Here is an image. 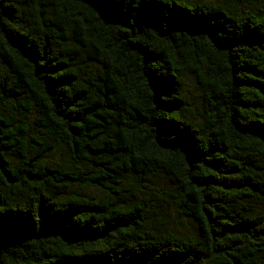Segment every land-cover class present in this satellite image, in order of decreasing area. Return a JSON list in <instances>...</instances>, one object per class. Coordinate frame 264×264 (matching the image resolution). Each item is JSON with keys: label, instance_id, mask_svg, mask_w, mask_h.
<instances>
[{"label": "trees", "instance_id": "16d2710c", "mask_svg": "<svg viewBox=\"0 0 264 264\" xmlns=\"http://www.w3.org/2000/svg\"><path fill=\"white\" fill-rule=\"evenodd\" d=\"M249 3L0 0V264H264Z\"/></svg>", "mask_w": 264, "mask_h": 264}, {"label": "rangeland", "instance_id": "374dc122", "mask_svg": "<svg viewBox=\"0 0 264 264\" xmlns=\"http://www.w3.org/2000/svg\"><path fill=\"white\" fill-rule=\"evenodd\" d=\"M230 6L238 13H244L250 10L249 0H204ZM186 97L187 111L191 117L200 119L202 115V90L197 81L189 76L186 78ZM50 159L63 161V155L55 152L50 155ZM153 184L158 188H169L170 183L165 178H153Z\"/></svg>", "mask_w": 264, "mask_h": 264}]
</instances>
